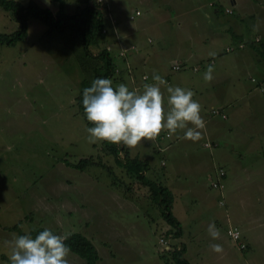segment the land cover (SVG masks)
<instances>
[{
    "label": "crops",
    "instance_id": "obj_1",
    "mask_svg": "<svg viewBox=\"0 0 264 264\" xmlns=\"http://www.w3.org/2000/svg\"><path fill=\"white\" fill-rule=\"evenodd\" d=\"M108 1L105 7L114 8L117 19L114 23L105 20L104 35L118 36L112 55L120 68L113 86L124 83L130 90H142L144 83H153L155 73L168 85L191 89L193 99L202 106L206 122L202 139L193 142L180 138L181 131L170 135L165 130L149 144L151 151L170 152L169 157L159 163L142 159L149 164L145 176L149 173L147 178L171 191L175 217L177 205L176 218L181 213L187 220L182 226L178 219L180 237L191 236L192 243L197 240L200 264H233L236 245L226 236V228L237 226L248 246V260L264 264V93L257 88L264 82L260 52L264 48V0H164L156 8L153 0H143L148 8L137 23L131 13ZM130 46L134 49L124 58L119 56L121 48ZM230 46L233 50L227 49ZM209 52L216 55L211 57ZM175 64L182 68L173 69ZM208 65L213 66L211 82L203 78ZM161 90L167 109L168 93L164 87ZM211 108L219 109L225 118L212 115ZM219 168L225 171L222 191L211 187ZM221 199L225 205L219 203ZM213 223L220 233L218 239L208 232ZM212 244L222 245L223 252L212 251ZM185 246L192 264L190 247Z\"/></svg>",
    "mask_w": 264,
    "mask_h": 264
},
{
    "label": "rangeland",
    "instance_id": "obj_2",
    "mask_svg": "<svg viewBox=\"0 0 264 264\" xmlns=\"http://www.w3.org/2000/svg\"><path fill=\"white\" fill-rule=\"evenodd\" d=\"M17 1L26 4L29 0ZM33 1L56 11L60 0ZM64 1L67 13L81 5V0ZM108 2L131 13L133 23L140 21L148 8L143 0ZM159 2L160 6L165 3L153 0L154 8ZM99 3L105 20L116 18L114 8L105 7V0ZM137 10L143 15L137 16ZM16 29L11 14L0 7V32ZM47 29L30 18L25 39L13 46H0V264H10V242L19 232L7 228L16 223L22 232L49 227L58 234H82L94 244L98 264H163L160 238L167 239L170 248L185 243L192 264H200L197 240L192 243L191 236L166 235L170 227L150 200L148 188L129 177L112 155L104 152L103 141H88L84 118L75 105L81 70L73 51L46 35ZM104 33L93 49L109 47L112 54L118 36ZM120 51L122 58L130 52L121 55ZM149 143L152 141L140 143V150L131 149L130 155L153 163L169 157L170 152L151 151ZM88 156L103 165L79 171L66 164ZM178 217L183 226L185 216L179 213ZM235 252L233 264H252L249 253L236 247ZM68 260L69 264H84L73 253Z\"/></svg>",
    "mask_w": 264,
    "mask_h": 264
},
{
    "label": "clouds",
    "instance_id": "obj_3",
    "mask_svg": "<svg viewBox=\"0 0 264 264\" xmlns=\"http://www.w3.org/2000/svg\"><path fill=\"white\" fill-rule=\"evenodd\" d=\"M211 57L215 52H209ZM204 80L213 79V66L208 65ZM147 80V77H145ZM153 83H144L141 89H132L120 83L113 86L110 78L97 77L82 94V105L87 120L94 126L86 129L90 143L107 141L111 144L136 148L144 141H155L163 131L170 135L183 132L182 139L196 142L203 138L206 122L201 116V104L194 100L191 89L168 85L159 74H153ZM166 88L165 96L161 90ZM191 125V126H190ZM213 239L219 238L214 223L208 227ZM68 236L55 234L45 228L34 238L25 230L10 242V264H69L71 248ZM212 251L222 253L220 244L210 245Z\"/></svg>",
    "mask_w": 264,
    "mask_h": 264
},
{
    "label": "trees",
    "instance_id": "obj_4",
    "mask_svg": "<svg viewBox=\"0 0 264 264\" xmlns=\"http://www.w3.org/2000/svg\"><path fill=\"white\" fill-rule=\"evenodd\" d=\"M65 5V1L60 0L59 8L52 11L49 8L39 6L33 0H29L26 4L17 0H0L1 9L9 12L17 24V29L11 33L0 32V46H13L18 41L25 39L30 18H35L45 24L48 28L45 30V34L61 43L63 47L71 49L79 65L83 78L80 82L79 92L75 97V105L78 113L84 118L85 127L88 128L94 125L87 120L84 114L83 90L90 87L92 81L97 77L110 78L111 80L115 78L118 65L113 59L111 51L102 48V46L96 51L93 49L102 42L103 29L105 28V18L100 3L97 0H81V5H78L71 13L65 12ZM260 52L264 56V48ZM102 143L104 152L112 155L116 164L122 167L129 177L148 188L150 200L156 204L161 218L170 227V230L166 231L165 234L179 238L181 226L172 212L173 195L161 183L145 176L149 166L148 162L138 157H132L128 148L123 145L111 144L107 141ZM66 164L79 171H84L89 166L103 165L99 159L95 160L93 156L80 158L76 163L67 161ZM45 228L58 234L49 227H36L28 232L34 238ZM7 229L18 230L19 235L25 234V232L19 231L18 223ZM66 235L68 238L65 243L70 246L71 253L83 259L85 264H98L99 254L90 239L80 233H68ZM243 242L245 243L244 249H240L235 242L233 243L239 250L246 251L248 246L245 241ZM162 251L160 257L163 264H190L185 256L186 246L183 243L169 247V249L162 248Z\"/></svg>",
    "mask_w": 264,
    "mask_h": 264
},
{
    "label": "built area",
    "instance_id": "obj_5",
    "mask_svg": "<svg viewBox=\"0 0 264 264\" xmlns=\"http://www.w3.org/2000/svg\"><path fill=\"white\" fill-rule=\"evenodd\" d=\"M99 2H102L103 0H97ZM227 12H231L230 10H227ZM136 15H139L140 14V11H136L135 12ZM131 18H133L132 16H130ZM110 21L112 23L115 22V19L114 18H110ZM103 32H105V28L103 29ZM259 38H256V41H258ZM240 47L243 46V44H240L239 45ZM107 49L109 50L110 48L107 47ZM130 49H134V46H130V47H126V48H121V51H120V54L121 55H124L128 50ZM228 50H231L230 48H227ZM182 68V65L180 64H175L173 66V69L175 70H178V69H181ZM196 70V69H195ZM116 72H117V69H116ZM145 77H147L146 75L143 76V79H145ZM257 88L260 92L264 93V82L262 83H259L257 85ZM211 114L212 115H220L221 117H225V114L222 113L219 109L217 108H211L210 110ZM167 136H169V134H166ZM205 146H210V143H205ZM225 176V171L222 169V168H219L217 169L216 171V178L215 180L211 181V187L214 188V189H217L219 191H222L224 189V183H223V178ZM221 205H224V201L223 199L220 200L219 202ZM226 235L227 237L232 241V242H235L237 244V246L240 248V249H244L245 248V243L242 241L241 239V230L239 227L237 226H228L226 228ZM160 244H162V248L164 249H169L170 245H169V241L167 239H164V238H160Z\"/></svg>",
    "mask_w": 264,
    "mask_h": 264
}]
</instances>
